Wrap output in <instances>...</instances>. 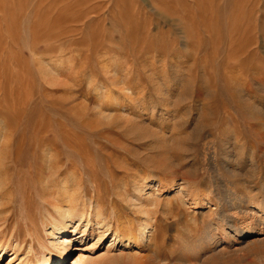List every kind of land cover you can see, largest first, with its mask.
Here are the masks:
<instances>
[{
	"label": "rangeland",
	"instance_id": "rangeland-1",
	"mask_svg": "<svg viewBox=\"0 0 264 264\" xmlns=\"http://www.w3.org/2000/svg\"><path fill=\"white\" fill-rule=\"evenodd\" d=\"M0 128V264L46 252L67 194L87 217L62 219L80 232L61 264H264V227L201 244L219 176L264 196V0H0ZM46 153L64 173L43 191Z\"/></svg>",
	"mask_w": 264,
	"mask_h": 264
},
{
	"label": "bare ground",
	"instance_id": "bare-ground-1",
	"mask_svg": "<svg viewBox=\"0 0 264 264\" xmlns=\"http://www.w3.org/2000/svg\"><path fill=\"white\" fill-rule=\"evenodd\" d=\"M0 129H1L0 131L2 132L3 128H0ZM6 130H7V128H6ZM226 142H227L226 140L222 141V143L224 145L226 144ZM2 143H4V142H2ZM11 149H12L11 143L5 142L2 145L0 144V192H1L0 195H2V196L7 195L8 188L11 187L9 180L1 178V177L10 176V174H8V173L10 170L9 161L11 158L10 157L11 156ZM42 160H43L44 164L47 163L50 167L49 170H47V169L41 170L43 178H42V181H40L42 190L48 191L54 182L52 184L49 183V185H48L47 181H53V180L58 179L60 176L63 175L64 169H63V165H61V161H60L61 158L59 157L58 154L52 153L51 155L50 154L48 155L46 153ZM223 162L228 163L225 165L223 164L222 166H224L223 167L224 172H228V174L230 175L232 173L231 165H233L232 164L233 160L229 159L228 156H226V158L224 159ZM30 166H32V164ZM211 166H214V165H211ZM43 167H45V166H43ZM166 169H167V167H166ZM213 171H214V167H213ZM215 175L216 174H214V176ZM8 179H10V178H8ZM215 179H216V177H215ZM259 179L261 180V178H259ZM144 184H145V182L142 183L141 181H138L135 183L133 190L127 189V190L123 191L121 193V195L122 194L125 195V197L122 195L124 197L123 200L126 201L127 198L139 199L141 192H142V188H144L143 187ZM263 184H264V177H263ZM59 187H65V188L69 187V183H63ZM59 187H57V188H59ZM126 187H127V185H126ZM212 187L215 188L216 192H218L220 194L217 198V209H216L217 214H218V218H219V222L214 223L212 226H210L209 230L205 231V235L204 236L202 235L203 237L201 238V244H203V245L208 244L210 242V240L213 238L214 234H216V232H215L216 230H218V232H221L223 235H226V237L230 236L231 239H236L238 237L239 238L250 237V236L255 235L257 233H261L263 231L261 228L264 227V196L258 198L256 196V194H252V192H251L252 190L251 191L248 190L249 192L246 195H242L240 192L235 191L234 187H236V185L234 186L233 181L229 178L228 175H226L224 177H222V175L219 176L216 180L213 181ZM237 188H239V187H237ZM55 196L56 195H53V197H54L53 206H54L55 212L50 215V219H49V222H51L50 224L52 225L51 229H53V231L49 232V234L52 236L51 242H50L51 246H47L46 252L43 255L36 256L32 260H30L29 261L30 264H61V263H63L65 258L72 251V248H71L72 242L77 239V238L76 239L72 238V234H73V236H75L80 231L77 230V227L72 226L70 224V222L68 223L67 221H64L62 219L67 218V219H70V221L72 222L74 220L80 221L81 219L87 217L86 212L83 209L79 208L78 200L76 198L73 199L72 196H69V194H67L65 197L70 198V202L66 201V203H65L66 209L60 210L59 204H61L62 200L59 199L58 196L57 197H55ZM67 200L69 201V199H67ZM252 203H253V206H255L253 210L250 209V206H252ZM151 204H153V203H151ZM256 209H259L260 211H262L263 215L260 214L258 211H256ZM254 211H255V213H254ZM250 212H253V214L255 216L254 221L248 226V228H243V227L239 226L237 224V222L235 221L233 215H235V214L240 215V214H245V213H250ZM113 214H116V213H113ZM91 215H90V217H91ZM93 216L95 218H98V219H100V218L103 220L106 219L104 211L94 213ZM148 218H149V211H146L145 217L143 218V221H142V224L140 227L141 230H145L143 232V234L145 235L146 238L151 237V236H155L154 232L156 230L154 225L147 220ZM132 230H134V229H132ZM85 234H86V230L83 229L82 235L80 236V238L84 237ZM116 235L117 234H115L114 236H116ZM116 238H117V236L114 239L116 240ZM196 245H198V244H196ZM32 247L33 246H30V249ZM201 247H204V246L201 245ZM154 263L156 264V263H160V262H154ZM26 264H27V262H26Z\"/></svg>",
	"mask_w": 264,
	"mask_h": 264
}]
</instances>
